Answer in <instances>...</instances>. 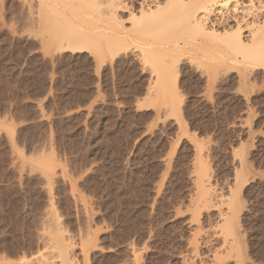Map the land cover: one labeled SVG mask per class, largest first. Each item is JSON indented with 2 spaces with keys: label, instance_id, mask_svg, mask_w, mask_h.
Instances as JSON below:
<instances>
[{
  "label": "rangeland",
  "instance_id": "obj_1",
  "mask_svg": "<svg viewBox=\"0 0 264 264\" xmlns=\"http://www.w3.org/2000/svg\"><path fill=\"white\" fill-rule=\"evenodd\" d=\"M29 5L0 0V264H264V68L182 58L151 94L137 50L62 49Z\"/></svg>",
  "mask_w": 264,
  "mask_h": 264
},
{
  "label": "bare ground",
  "instance_id": "obj_2",
  "mask_svg": "<svg viewBox=\"0 0 264 264\" xmlns=\"http://www.w3.org/2000/svg\"><path fill=\"white\" fill-rule=\"evenodd\" d=\"M29 2L33 26L39 30L42 28L44 32L48 31L52 36H56L55 38L59 37L62 49L72 52L92 48L101 50L106 48L104 45L101 47V38L105 37L106 39L102 40L108 41L107 48L113 51V57L122 50H137L140 58L153 69L154 77L148 87V93L151 94H173L174 83L169 76L171 62L182 58L190 62L196 59L213 61L217 67L227 69V72L238 70L239 67L246 71L264 68V0ZM205 193L206 201L217 197L214 191L206 190ZM228 221L225 218L227 227L230 224ZM226 243L232 246L235 242ZM237 244L238 242L234 245ZM240 244L241 240L235 246L238 250ZM69 246L66 247V253L61 250L60 256L64 261L60 264H71L65 258L68 257ZM235 249L237 248L233 250L237 252ZM55 254L57 255V252ZM55 254L51 257H55ZM236 261L238 262L237 259ZM45 264H48V261Z\"/></svg>",
  "mask_w": 264,
  "mask_h": 264
}]
</instances>
